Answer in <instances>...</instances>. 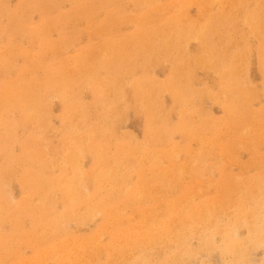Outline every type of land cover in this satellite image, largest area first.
<instances>
[{"label":"bare ground","instance_id":"1","mask_svg":"<svg viewBox=\"0 0 264 264\" xmlns=\"http://www.w3.org/2000/svg\"><path fill=\"white\" fill-rule=\"evenodd\" d=\"M34 1L20 0L12 10L0 1V13H6L8 19V26L0 31V39L1 34L7 32L11 36L16 32L17 37L27 35L39 42L40 49L41 46L47 48L57 56L59 49L47 42L46 35L49 29L57 27L48 15L49 7L57 5L56 0L30 8ZM116 1L119 0H98L97 3L73 0L76 5L73 11L61 14L59 19L69 23L84 19L88 23L106 3ZM132 1L140 4L141 0ZM214 2L220 4L217 15L205 17V12L210 13L208 5ZM243 3L244 0H179L141 13L134 37L140 41L148 65L154 59H166L171 64L162 82L149 74L130 79L127 64L116 60L113 52V58L105 54V60L92 63V66H87L84 59H78L71 64L61 60L47 67L39 53L29 57L26 51L18 52L32 60L26 64L29 74L33 69L42 68L44 78L28 81L24 75L16 84L0 87V264H46V261L48 264H114L117 257V260H124L121 256L126 248L135 245L145 249L155 240L172 243L176 253L216 248L232 255L228 264H246L248 246L264 247V155L257 151L259 143L264 142V104L257 110L252 109L253 103L264 99V0H255L252 9L244 8ZM189 5L199 9L193 18L187 17ZM153 11L165 14L164 24L150 26ZM31 13L40 14V22L38 27L25 33L23 30ZM113 17L114 14L106 12L98 25L102 32H109L107 24ZM243 26L256 41L253 49L246 42L248 33L244 32ZM90 27L87 30L92 29ZM191 39L199 42V49L194 54L186 48ZM252 55H255L261 72V91L249 81L248 65ZM13 56L10 48L0 49V64L4 71ZM99 69L106 71L104 77L99 75ZM197 70H213L217 74L214 88L195 89ZM124 84L129 85L135 108L145 120L144 135L138 143H132L129 135L118 131V122L123 119L126 107ZM81 85H88L93 91V114L79 99ZM163 91L170 94L173 102L172 109L167 112L161 102ZM52 96L62 104L60 126L55 132L48 109ZM206 99L222 107V118L215 119L203 110L202 100ZM10 110L18 112V122L8 116ZM173 113L177 116L175 123L171 120ZM91 115L96 118L93 122ZM19 124L26 130L22 138L15 133ZM54 133L58 137L57 145L51 141L56 136ZM175 134L197 139V151L190 153L185 143H173ZM163 145L168 148L164 150ZM240 147L251 153L253 164L262 173L255 183L257 191L244 188L239 198L234 194L233 197L239 199L237 209L231 212L226 223H220L211 209L215 205L221 206L224 198L195 204L193 188L182 185L178 176L185 172L193 175L210 173L220 159L227 156L235 159L234 151ZM181 154L185 161L175 166L178 168L164 166ZM85 157L90 158L88 171L84 170ZM218 167L215 169L220 173L226 170L224 166ZM16 173L19 186L29 192L27 199L17 201L6 191ZM133 178L135 181L130 183ZM164 183L166 192L174 189L175 197L158 198L153 193L155 185ZM145 202L166 203L167 220L161 222L159 228L145 226L143 231L126 230L122 225L125 209L135 205L140 207ZM95 216L101 217L102 224L86 237L70 230L71 223L86 225ZM240 227L247 229V238L238 235ZM196 234H200V244L192 249L185 238ZM103 235L108 236L107 244L96 243L92 248L91 244ZM216 235L220 236L217 245L213 241ZM22 247L33 250L32 260L22 257ZM100 254L106 255L104 262H99ZM175 256L168 261L173 263Z\"/></svg>","mask_w":264,"mask_h":264},{"label":"rangeland","instance_id":"2","mask_svg":"<svg viewBox=\"0 0 264 264\" xmlns=\"http://www.w3.org/2000/svg\"><path fill=\"white\" fill-rule=\"evenodd\" d=\"M0 1L2 3L4 2V6L6 8L8 7L7 8L8 10H12V9L16 8L20 2V0H0ZM50 1L51 0H35L32 3V5L30 6V8H33V7L36 8L37 6L42 5V4L44 5V2L46 4H49ZM86 1H88V0H86ZM97 1L98 0H94L95 3H97ZM131 1L132 0H119V1H116L115 3H106L103 7H101L96 12L95 16H93V19L92 20L90 19V22L86 23L84 19H78V20H72V22L69 23L68 20L65 22L61 21L59 19L60 15L73 11V9L76 5L74 6L73 0H56L57 5L55 7H49L50 9H48V15L50 16L49 18L57 24V27H53L52 29H49L46 32V35H47V42H49L54 47H57L59 49L57 56H54L52 54V51L51 50L48 51L47 48L44 49L41 46V49H40L39 42H37V40L34 41V40L30 39L27 35H21V36L17 37L16 32L14 34H12V36L8 32L6 35L1 34L0 49H2L4 47L10 48L12 50V53L14 54V56L8 62L7 71H4L1 67V64H0V87H4V85L7 83L16 84L18 82L17 79L20 77H23L24 75L26 77V80H28V81L32 80V79H34V80L43 79L44 78V70L42 68L33 69L32 72H30V74L27 71L26 64L32 63V60H30L29 57L30 56L33 57V55L36 56V53H39L38 56L42 58L43 63L45 60L46 67H47V65L50 66L52 64H57V63L61 62V60H62V62H66V63L71 64L78 59H84V63L87 66H92V63L95 64L97 61L101 62V61L105 60L106 59L105 54L111 55V52H113L116 60H118V61L123 60L125 62V64H127L126 67H128V69L130 70L129 75H128V77L130 76L129 77L130 79L143 77L144 75L149 74L153 79H155L157 81H160V82L164 81L166 79L167 74L169 73L171 64L166 59H160V60L154 59L153 62L148 65V58H147L146 54H144V51L142 49V45L139 43L140 41L134 37L135 27H136V24L140 18L141 13L144 14L147 10H151L154 7H156V8H158L159 6H165L166 7V5H170L173 2L176 3L179 0H141L140 4H143V5L135 4L134 1H132V2ZM243 4L245 6L244 8L252 9L254 7L255 0H244ZM95 5H97V4H95ZM208 6L210 7V13L205 12L204 16L207 17L210 14L213 16H216L218 11H219L218 9H219L220 4L218 2H214V3H210ZM133 7H136V8H133ZM196 9H197V6L189 5L187 8V17L193 18L194 16H196V14L199 11V9H197V11H196ZM190 11H191V13H190ZM106 12L107 13L111 12L112 14H114V17L107 24L108 28H106V29L107 30L109 29L108 30L109 32L104 33L101 31V28L98 25L100 24V22H102L104 20V18L106 16ZM101 13H102V15H101ZM115 15H117V16H115ZM164 15L165 14L162 11H153L152 12L153 23L150 26L156 27L160 24H164L165 19H166V17H164ZM40 17L41 16L38 13H31L30 18H28L26 21L27 22L26 28L24 27L23 31H25V33H26L28 30L32 31L33 27H38L37 25H39ZM117 18H119L120 20H118ZM122 21H124L125 23ZM90 25L92 26V29L94 32L92 31V29H89L90 31L87 30L90 27ZM103 25H105V24H103ZM7 26H8V19H7L6 13H3L2 15L0 13V31L5 30V28ZM93 26L95 28H93ZM45 27H47L46 24H45ZM46 29L47 28H45V30ZM243 30L245 33L246 32L248 33V29L246 26H243ZM97 32H98V34H97ZM105 34H106V36H104ZM100 35H101V37H99ZM214 37L215 38L217 37L216 33L213 35V38ZM83 38H85V39H83ZM192 40L193 39L189 40L190 42L188 41L186 48L190 53L194 54L199 49V42H197L196 40H193V41ZM105 42H107L108 47L106 46L107 44H105ZM191 42L194 44H191ZM246 42L249 44L251 49H253L254 46L256 45V41H255L254 37L249 33H248V40ZM77 43H79V44H77ZM59 44H61V45H59ZM84 46H86V47H84ZM19 51L28 52L29 57L26 58L25 55H20V53H18ZM100 53H101V55H100ZM254 56L255 55H252L249 58L251 60H249V65H248V77H249V81H250L251 85H253L254 88H256V90L261 91L262 85H263L262 84V76H261V72L258 70L256 58ZM112 58H113V56H112ZM90 61H94V62H90ZM150 72H152V73H150ZM196 72H197L196 73V82L194 85L196 90H200L203 87H207L210 89L214 88V85L217 82V74L213 70H197ZM98 73L101 77H104V75H106V71L104 69H99ZM206 75H207V77H206ZM125 83H127V82H125ZM32 84H33V82H32ZM86 86L81 85L80 88L78 89V94L80 97L79 99L89 106L88 108H90V110H91L90 113L93 114L94 113V109L92 106L93 91L88 85H86ZM124 86H125V84H124ZM129 88H130L129 85H127L123 88L124 90H126L125 92L127 93V95L125 97L126 107L124 108L123 119L118 122V131L122 134L129 135L132 139V143H138L141 141V139L143 138V135H144L145 120H144L143 115L136 110L135 105H134L133 100H132L131 90H129ZM54 99H56V100H54ZM206 101H207V104H206ZM161 102H162V107H163L165 112L170 111L172 109V107H173L172 98L167 91H163L161 93ZM262 104H264L263 98H261V100L259 99L255 103H253L252 109L257 110L262 106ZM216 105H217V107H216ZM218 105L219 104L213 103L212 101H210L208 99H206L205 101L202 100V104H201L203 110L205 112H207L208 114H210L215 119L223 117L222 107L220 105L219 106ZM61 106H62V104L57 97H54V96L50 97V101L48 103V107H49L48 109H49V119H50L51 126L53 128V132H55L54 130H57L60 126L59 116L61 114ZM99 112H100V110H98V113ZM7 114L9 117L14 119L15 122L19 121V116H18L17 111L12 112V110H10ZM90 118L92 119V122L95 121V119H96L92 115L90 116ZM171 120L173 123H175L177 121V116L175 113H173L171 115ZM56 123H57V125H56ZM19 125L20 126L18 128H16L15 133L18 136V138H22L24 135V131H26V130H24V128H22L21 124H19ZM54 134L56 136H53L51 138V141L53 142L54 145H57L58 137H57L56 133H54ZM240 141H242V140H240ZM197 142H198L197 139L194 140L191 137H184L183 138L182 135H180V134H175L173 137V143H175V144L185 143L187 145V147L190 149V151H191L190 153H194L197 151L198 146H199V143L196 144ZM260 143H259L260 146L258 145V147H257V151L259 154L264 155V147H263L264 142H260ZM162 147L164 150L168 148L166 145H163ZM259 149L262 150V152L259 151ZM16 151H18V147H16ZM234 156H235V159L232 158L231 156H227L224 158V160L220 159L219 161H217V163H215V165L212 166L214 168L212 169V171L210 173L193 175V174H188L185 172L182 174L183 176L182 175L178 176V177H181L180 183L182 185H187L190 188H193L195 193L193 192V194H192V197H193L192 201L195 204L199 203V201H202L200 203H203V201H205L207 199L211 200L212 198L213 199L224 198V202L221 205L222 207L215 205V208L214 207H212V209L210 208L211 210H213V213L216 214L217 219H218V221H220V223H226L228 220V217L237 209L235 206H238L237 203L239 201L237 202V200H239V199H237V198H239L240 193L242 192L241 191L242 189L250 188V189H253V191H257L255 183H256L258 176L261 175L260 173H262L261 171H259L258 167H256L253 164L252 159H251V153H249V151H246L244 147H240V148L235 149ZM184 161H185L184 155L181 154L178 157H175L172 161H170V160L167 161L164 166L168 167V169H173L175 166H179ZM210 163H213V162L210 161ZM83 165H84V170L88 171V168L90 165V158L89 157L84 158ZM220 165L222 167L223 166L225 167L226 170L224 172L220 173L219 171H217L215 169L216 166L218 167ZM226 167H228V168H226ZM175 168H178V167H175ZM252 168H254V169H252ZM262 174H264V173H262ZM17 175H18V173L15 174L16 178H14V177L11 178V183L6 188V191H8V193L12 194L14 199L18 201L20 199H27V197L29 196V192L26 189H22L19 186V180L17 178ZM238 176H239V178H238ZM134 181H135V179L133 178L130 181V183H133ZM215 184H217V185H215ZM158 185H155L154 191H153L154 194H157L158 198H162V197H165V198L166 197H168V198L172 197L173 198V197H175L174 189L166 192V190L163 188L165 183L162 186L160 184H158ZM205 185H206V187H205ZM220 186H222V187H220ZM194 187L196 189H194ZM224 188H226V189H224ZM223 189L226 191H224ZM227 189H229V191ZM165 192L167 194H165ZM196 193L198 196L196 195ZM162 194H163V196H162ZM234 194H237V195H235V197L237 196V198L233 197ZM158 195H160V196H158ZM227 196H228V198H225ZM234 198H235V200H234ZM228 199H229V201H228ZM161 203L162 204L157 205V204H152L151 202H145V204L139 205L140 207L135 205V206H131V207L126 208L125 209L126 214H124L125 219H124V222L122 223L123 227L126 230H128V231L130 230L132 232L137 231V230L139 231V229H140V231H143L145 226L146 227L147 226L154 227V228L158 227V226L160 227L162 225V223L167 220V217H166L165 212H164V210H167L166 209L167 204L164 202H161ZM235 204H237V205H235ZM176 206H179V204L176 203ZM230 206H233V207H230ZM152 210H153V213L150 214L149 212ZM147 211H148V214H147ZM154 213H155V216H154ZM145 215H146V217H144ZM220 215H221V217H220ZM150 216L152 219L150 218ZM164 217L166 219H163ZM143 218L145 219L144 223L142 221ZM159 218L160 219L162 218L161 221L159 220ZM136 219H138V220H136ZM129 222H130V224H128ZM136 222H138L139 224ZM140 222H142V223L140 224ZM101 224H102L101 217L95 216V219H93L91 222L87 223L86 225H81V226L76 225L75 226V224L71 223L70 224V230L78 236L86 237V235H88L91 231L97 230L99 228V226H101ZM152 225H154V226H152ZM138 226H139V228H138ZM6 227H8V224H6ZM108 227H110V226H108ZM136 227H137V229H136ZM128 228H130V229H128ZM238 235L243 239L247 238V229L245 227H240L238 229ZM199 236H200V234H196L195 236L185 238L186 244L188 246H190L192 249L197 248L200 244L199 238H198ZM99 239L100 240L103 239V240L100 241ZM213 241H214L215 245L220 244V236L219 235L214 236ZM94 242H93L94 245H93V243L91 244L92 248L95 246L96 243H100V245H105L108 242V236L103 235V236H101V238H98L97 241H94ZM149 244L150 245L145 249L143 247H137L136 248L135 245L129 249L126 248L127 252L125 253V251H126V249H125L124 253L122 254L124 256L120 255L121 257H123L124 260L123 261H121L122 259L117 260V258H118L117 257L114 260L115 261L114 264H134V262H137V261L140 262L138 264H228L232 258V255L230 253H223L222 251H220L219 249H216V248L209 249V250L204 249V250H201L200 252H197V253H184V252L183 253H176L175 252L176 249H175V247L172 246V243L165 244L161 240H155V241L150 242ZM91 246L89 245V247H91ZM248 248H249L248 257H247V262H245V263L246 264H261L264 260V247H258L257 248L255 246H248ZM252 248L254 251L252 250ZM130 250L132 251V254H131L132 256L130 255V252H131ZM205 252H206V254H205ZM21 253H22L23 258H26L27 260L28 259L32 260L33 250L31 248L22 247ZM175 254H176L175 259H174L175 261L173 263L169 262L168 259H170L171 256H174ZM227 256H228V258H227ZM85 257H83V258H85ZM125 257H126V259H125ZM128 257H130V258H128ZM105 259H106V255H104V254L98 255L99 262H104ZM193 261H194V263H193ZM50 262H51V260L49 261V263ZM46 264H48L47 261H46Z\"/></svg>","mask_w":264,"mask_h":264}]
</instances>
